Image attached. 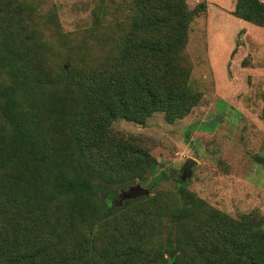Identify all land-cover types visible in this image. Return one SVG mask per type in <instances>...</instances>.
<instances>
[{"label": "trees", "instance_id": "obj_1", "mask_svg": "<svg viewBox=\"0 0 264 264\" xmlns=\"http://www.w3.org/2000/svg\"><path fill=\"white\" fill-rule=\"evenodd\" d=\"M8 1L0 0V13ZM131 2L120 51L87 73L68 64L62 75L48 72L37 53L40 69L30 67L21 44L1 53L13 85L0 89V264H264V230L252 218L201 209L207 216L194 222L191 207L163 209L158 196L144 206L143 197H118L113 171L141 183L148 173V189L165 174L154 178V160L114 135L112 122L143 125L154 113L172 120L197 99L175 64L180 38L153 37L173 19L182 27L183 0ZM233 15L264 27L258 0H235ZM29 74L42 91L27 88L16 100ZM175 193L185 196L183 186L175 183ZM160 236L164 248L153 238Z\"/></svg>", "mask_w": 264, "mask_h": 264}, {"label": "rangeland", "instance_id": "obj_2", "mask_svg": "<svg viewBox=\"0 0 264 264\" xmlns=\"http://www.w3.org/2000/svg\"><path fill=\"white\" fill-rule=\"evenodd\" d=\"M131 1L9 0L11 7L0 13V56L21 44L32 58L30 67L40 69L32 57L37 53L48 72L62 75L68 64L87 73L120 51L117 41L132 15ZM183 2L187 17H177L182 27L173 19L153 37L180 38L175 64L187 70L186 85L197 95L196 102L172 120L154 113L143 125L112 122L114 135L129 137V143L154 160V178L165 174L148 189V173L141 174V183L132 174L113 171L120 185L117 194L138 185L148 191L138 196L143 197L141 206L158 196L163 209L191 207L195 212L187 217L192 215L194 222L217 211L232 220L252 218L264 230V27L234 16L235 0ZM1 15L11 17V23ZM32 80L29 74L25 85L15 88L16 100L24 99L27 88L42 91ZM12 85L0 66V89ZM186 159L194 164L182 180ZM175 183L183 186L182 198L175 193ZM201 209L206 216H198ZM153 238L164 248L162 236Z\"/></svg>", "mask_w": 264, "mask_h": 264}, {"label": "water", "instance_id": "obj_3", "mask_svg": "<svg viewBox=\"0 0 264 264\" xmlns=\"http://www.w3.org/2000/svg\"><path fill=\"white\" fill-rule=\"evenodd\" d=\"M193 164H194V161L191 159H186L184 161L183 167L181 170V175H180L182 180L184 179V177L189 176V174H188L189 168ZM147 193H148V191L146 189L141 188L138 185H135V186L129 187L127 189V191L120 192L118 197L121 200H126V199H133V198L138 197V196H144V195H147Z\"/></svg>", "mask_w": 264, "mask_h": 264}]
</instances>
